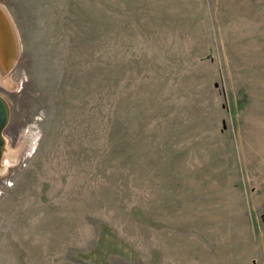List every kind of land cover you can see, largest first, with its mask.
<instances>
[{"label": "rangeland", "instance_id": "rangeland-1", "mask_svg": "<svg viewBox=\"0 0 264 264\" xmlns=\"http://www.w3.org/2000/svg\"><path fill=\"white\" fill-rule=\"evenodd\" d=\"M0 7V264H264V0Z\"/></svg>", "mask_w": 264, "mask_h": 264}, {"label": "bare ground", "instance_id": "bare-ground-1", "mask_svg": "<svg viewBox=\"0 0 264 264\" xmlns=\"http://www.w3.org/2000/svg\"><path fill=\"white\" fill-rule=\"evenodd\" d=\"M5 15L0 7V73L9 69L10 61L14 55V36L10 22L5 19ZM9 21V20H8ZM5 163L14 158L10 155V151L5 154Z\"/></svg>", "mask_w": 264, "mask_h": 264}, {"label": "water", "instance_id": "water-1", "mask_svg": "<svg viewBox=\"0 0 264 264\" xmlns=\"http://www.w3.org/2000/svg\"><path fill=\"white\" fill-rule=\"evenodd\" d=\"M6 21L9 23L7 17H5ZM12 27V26H11ZM13 36H14V33H13ZM14 42H15V46H14V55L12 57V61H10V65L8 68H10L16 57H17V47H16V39L14 38ZM8 120V104L6 102V100L0 95V139H1V131L2 129L4 128L6 122Z\"/></svg>", "mask_w": 264, "mask_h": 264}]
</instances>
